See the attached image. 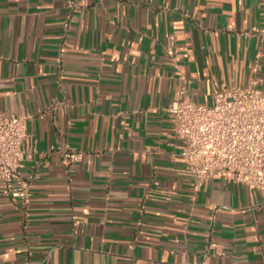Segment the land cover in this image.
Masks as SVG:
<instances>
[{
  "label": "crops",
  "instance_id": "crops-1",
  "mask_svg": "<svg viewBox=\"0 0 264 264\" xmlns=\"http://www.w3.org/2000/svg\"><path fill=\"white\" fill-rule=\"evenodd\" d=\"M0 0V114L27 112V203L0 190V264H264V199L195 191L169 107L259 59L264 0ZM66 150L83 153L70 163Z\"/></svg>",
  "mask_w": 264,
  "mask_h": 264
},
{
  "label": "built area",
  "instance_id": "built-area-1",
  "mask_svg": "<svg viewBox=\"0 0 264 264\" xmlns=\"http://www.w3.org/2000/svg\"><path fill=\"white\" fill-rule=\"evenodd\" d=\"M76 0L69 1L74 8ZM260 53L252 64L247 86L223 87L212 104L189 100L179 91L169 107L174 132L181 143V158L193 174L195 191L212 177L231 179L258 190L264 199V90L258 77ZM27 112L0 114V190L27 203L36 175L26 174L27 159L37 152L23 148L28 137ZM70 163L83 153L66 150ZM24 264H31L27 257Z\"/></svg>",
  "mask_w": 264,
  "mask_h": 264
}]
</instances>
